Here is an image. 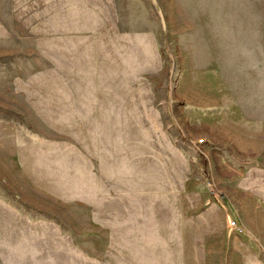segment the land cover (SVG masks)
<instances>
[{
	"label": "rangeland",
	"instance_id": "rangeland-1",
	"mask_svg": "<svg viewBox=\"0 0 264 264\" xmlns=\"http://www.w3.org/2000/svg\"><path fill=\"white\" fill-rule=\"evenodd\" d=\"M0 264H264V0H0Z\"/></svg>",
	"mask_w": 264,
	"mask_h": 264
},
{
	"label": "built area",
	"instance_id": "built-area-1",
	"mask_svg": "<svg viewBox=\"0 0 264 264\" xmlns=\"http://www.w3.org/2000/svg\"><path fill=\"white\" fill-rule=\"evenodd\" d=\"M230 227L234 228L236 232H240V229H238V226L235 224V222L230 223Z\"/></svg>",
	"mask_w": 264,
	"mask_h": 264
},
{
	"label": "crops",
	"instance_id": "crops-1",
	"mask_svg": "<svg viewBox=\"0 0 264 264\" xmlns=\"http://www.w3.org/2000/svg\"><path fill=\"white\" fill-rule=\"evenodd\" d=\"M228 228L230 229V231H232L234 234H239V233H237L236 231H235V229L234 228H232V227H230V226H228Z\"/></svg>",
	"mask_w": 264,
	"mask_h": 264
}]
</instances>
